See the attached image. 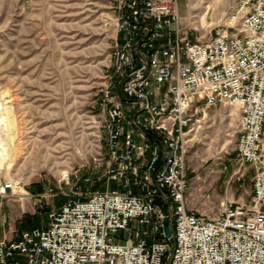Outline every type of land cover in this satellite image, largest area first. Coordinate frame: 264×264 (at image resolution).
Returning <instances> with one entry per match:
<instances>
[{
	"label": "built area",
	"instance_id": "1",
	"mask_svg": "<svg viewBox=\"0 0 264 264\" xmlns=\"http://www.w3.org/2000/svg\"><path fill=\"white\" fill-rule=\"evenodd\" d=\"M236 1L202 40L182 26L178 0H118L100 89L102 188L51 209L44 224L2 222L0 264H264V0ZM222 104L237 106L233 175L249 171L251 190L208 218L187 204L189 135ZM16 184L25 186L0 181V198L19 195Z\"/></svg>",
	"mask_w": 264,
	"mask_h": 264
},
{
	"label": "rangeland",
	"instance_id": "2",
	"mask_svg": "<svg viewBox=\"0 0 264 264\" xmlns=\"http://www.w3.org/2000/svg\"><path fill=\"white\" fill-rule=\"evenodd\" d=\"M235 2L178 0L182 26L204 40ZM117 4L0 0V181L25 184H16L19 195L0 198L5 228L44 224L51 209L102 188L96 178L104 169L94 160L104 138L100 89L111 65ZM198 119L190 133L187 204L215 218L224 205L247 201L251 174L246 170L242 181L233 175L237 106L211 107ZM70 170H79L77 177L61 183Z\"/></svg>",
	"mask_w": 264,
	"mask_h": 264
},
{
	"label": "water",
	"instance_id": "3",
	"mask_svg": "<svg viewBox=\"0 0 264 264\" xmlns=\"http://www.w3.org/2000/svg\"><path fill=\"white\" fill-rule=\"evenodd\" d=\"M164 231H165L167 237H169L171 235V232H170L171 230L169 229L167 222H165V224H164Z\"/></svg>",
	"mask_w": 264,
	"mask_h": 264
},
{
	"label": "bare ground",
	"instance_id": "4",
	"mask_svg": "<svg viewBox=\"0 0 264 264\" xmlns=\"http://www.w3.org/2000/svg\"><path fill=\"white\" fill-rule=\"evenodd\" d=\"M201 127V126H200ZM192 132V131H191ZM193 135V133H192ZM190 136V135H189ZM193 138H195V136L193 135ZM4 151H5V148H3L2 150H0V162L2 161L1 159L3 158L4 156Z\"/></svg>",
	"mask_w": 264,
	"mask_h": 264
},
{
	"label": "trees",
	"instance_id": "5",
	"mask_svg": "<svg viewBox=\"0 0 264 264\" xmlns=\"http://www.w3.org/2000/svg\"><path fill=\"white\" fill-rule=\"evenodd\" d=\"M28 224H30V223H28ZM28 224L25 223V224H24V227H25V228H30V227H26ZM30 226H31V225H30ZM31 227H32V226H31Z\"/></svg>",
	"mask_w": 264,
	"mask_h": 264
},
{
	"label": "crops",
	"instance_id": "6",
	"mask_svg": "<svg viewBox=\"0 0 264 264\" xmlns=\"http://www.w3.org/2000/svg\"><path fill=\"white\" fill-rule=\"evenodd\" d=\"M183 16V15H182Z\"/></svg>",
	"mask_w": 264,
	"mask_h": 264
}]
</instances>
